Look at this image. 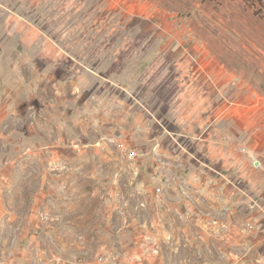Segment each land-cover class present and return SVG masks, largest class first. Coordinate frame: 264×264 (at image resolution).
Returning a JSON list of instances; mask_svg holds the SVG:
<instances>
[{"label":"rangeland","instance_id":"374dc122","mask_svg":"<svg viewBox=\"0 0 264 264\" xmlns=\"http://www.w3.org/2000/svg\"><path fill=\"white\" fill-rule=\"evenodd\" d=\"M241 1L0 0V264H231L216 159L261 178L232 187L264 224V0Z\"/></svg>","mask_w":264,"mask_h":264},{"label":"crops","instance_id":"0c3cea01","mask_svg":"<svg viewBox=\"0 0 264 264\" xmlns=\"http://www.w3.org/2000/svg\"><path fill=\"white\" fill-rule=\"evenodd\" d=\"M220 1L227 4L243 3L241 0ZM248 16H252L251 11H248ZM245 21L247 22L246 18ZM216 83L222 87H229L233 82ZM224 149L226 150V152L224 151ZM218 151L219 152L216 153V157L218 158L223 157L225 153L228 158H232L235 155L232 154L233 152L227 147V144H219ZM219 163V160L216 159V181L219 182V184H225L227 189L223 193H221L219 190L216 191V214L227 215L228 219L227 221L216 222V231L218 232V234H216V245L218 247V250L223 254V257L228 258L227 260L231 264H264V224L257 223L256 220L258 218V214L260 213L251 211L250 214L246 215V218L244 219L245 221L240 222H236L235 217L237 215V209L236 203L233 202V199L235 197L234 195H238L241 193L243 195L249 196L253 193V190L249 186H247L246 189L238 193L237 190L232 187V184H234V182L237 183V181L243 184H252L254 182L261 183V178L258 176L251 177L236 173L237 170L235 168V165H237V163L234 165L232 162H226L224 164H220V166H217L219 165ZM247 188H250L251 191H249ZM253 220H256L254 221L255 223L253 222ZM248 228L252 230L250 234H247ZM244 236L248 240V244L250 245L252 252L247 251L245 254L235 253L230 251L229 248H225L226 245L237 246ZM225 240L226 243H223V241Z\"/></svg>","mask_w":264,"mask_h":264},{"label":"built area","instance_id":"2783aa9c","mask_svg":"<svg viewBox=\"0 0 264 264\" xmlns=\"http://www.w3.org/2000/svg\"><path fill=\"white\" fill-rule=\"evenodd\" d=\"M252 164L256 169L264 168V162L261 158H253Z\"/></svg>","mask_w":264,"mask_h":264}]
</instances>
